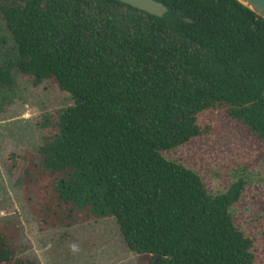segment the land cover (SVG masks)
<instances>
[{
    "label": "trees",
    "instance_id": "obj_1",
    "mask_svg": "<svg viewBox=\"0 0 264 264\" xmlns=\"http://www.w3.org/2000/svg\"><path fill=\"white\" fill-rule=\"evenodd\" d=\"M156 1L161 16L118 0H0L15 47L0 88L16 71L71 100L18 182L44 227L112 217L146 264H254L229 211L245 178L212 194L162 152L206 133L197 116L213 108L264 146V20L235 0ZM14 236L0 227V264H25Z\"/></svg>",
    "mask_w": 264,
    "mask_h": 264
},
{
    "label": "rangeland",
    "instance_id": "obj_2",
    "mask_svg": "<svg viewBox=\"0 0 264 264\" xmlns=\"http://www.w3.org/2000/svg\"><path fill=\"white\" fill-rule=\"evenodd\" d=\"M14 48L0 16V65ZM10 75L11 85L0 88V227L14 232L18 255L25 264H146L126 249L112 217L44 227L30 211L18 182L24 157L35 156L43 137L54 133L59 110L71 100L48 80L33 84L16 71ZM197 123L206 133L162 155L194 170L212 194L245 178L229 211L233 223L254 238V264H264V146L223 109L199 113Z\"/></svg>",
    "mask_w": 264,
    "mask_h": 264
},
{
    "label": "water",
    "instance_id": "obj_3",
    "mask_svg": "<svg viewBox=\"0 0 264 264\" xmlns=\"http://www.w3.org/2000/svg\"><path fill=\"white\" fill-rule=\"evenodd\" d=\"M130 7L136 8L150 15L161 16L165 11L166 7L156 0H118ZM247 7L259 17L264 20V0H235ZM156 258L153 260L154 264Z\"/></svg>",
    "mask_w": 264,
    "mask_h": 264
}]
</instances>
